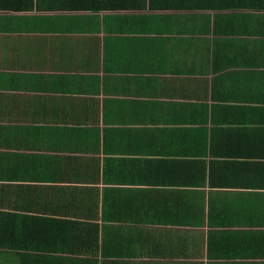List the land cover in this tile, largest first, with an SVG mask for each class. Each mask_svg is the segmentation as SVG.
Segmentation results:
<instances>
[{
	"label": "crops",
	"instance_id": "1",
	"mask_svg": "<svg viewBox=\"0 0 264 264\" xmlns=\"http://www.w3.org/2000/svg\"><path fill=\"white\" fill-rule=\"evenodd\" d=\"M0 264H264V0H0Z\"/></svg>",
	"mask_w": 264,
	"mask_h": 264
}]
</instances>
